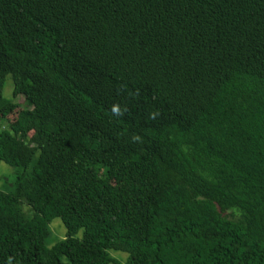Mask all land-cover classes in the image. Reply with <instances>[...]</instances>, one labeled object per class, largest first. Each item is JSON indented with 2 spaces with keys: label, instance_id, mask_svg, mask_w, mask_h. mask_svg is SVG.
<instances>
[{
  "label": "trees",
  "instance_id": "obj_1",
  "mask_svg": "<svg viewBox=\"0 0 264 264\" xmlns=\"http://www.w3.org/2000/svg\"><path fill=\"white\" fill-rule=\"evenodd\" d=\"M0 122V264H264V0H0Z\"/></svg>",
  "mask_w": 264,
  "mask_h": 264
},
{
  "label": "rangeland",
  "instance_id": "obj_2",
  "mask_svg": "<svg viewBox=\"0 0 264 264\" xmlns=\"http://www.w3.org/2000/svg\"><path fill=\"white\" fill-rule=\"evenodd\" d=\"M2 95L4 99L8 101H12L13 103L17 104L19 107L17 112L25 107L23 97H17L15 100L12 99V82L11 77L7 76L5 79L4 87L2 90ZM15 111L11 116H9L8 121H13L15 116L17 115ZM4 123L0 122V129L3 127ZM15 179V169L9 167L4 163H0V191L5 193H10L14 191L13 182ZM22 212L27 217H31L32 212H30L29 208L26 205L21 206ZM50 237L47 240V244L49 247L53 246L58 241L62 240L65 237V228L59 219L53 220L50 225ZM78 237H81V234H78ZM111 257L115 261L114 264H125L126 255L121 253L111 252Z\"/></svg>",
  "mask_w": 264,
  "mask_h": 264
}]
</instances>
